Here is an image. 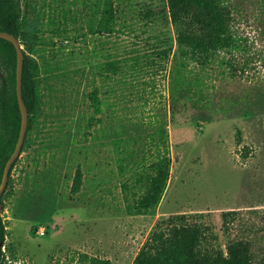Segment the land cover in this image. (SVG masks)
<instances>
[{"label":"rangeland","instance_id":"obj_1","mask_svg":"<svg viewBox=\"0 0 264 264\" xmlns=\"http://www.w3.org/2000/svg\"><path fill=\"white\" fill-rule=\"evenodd\" d=\"M225 2L238 46L202 64L168 0H21L41 103L3 210L8 261L133 264L158 220L201 213L214 245L264 258V0ZM166 135L163 199L133 215L137 171Z\"/></svg>","mask_w":264,"mask_h":264},{"label":"trees","instance_id":"obj_2","mask_svg":"<svg viewBox=\"0 0 264 264\" xmlns=\"http://www.w3.org/2000/svg\"><path fill=\"white\" fill-rule=\"evenodd\" d=\"M172 22L179 31L178 41L183 50L206 64L215 54L238 46L237 37L231 27L232 12L225 0H168ZM105 15L110 23L114 19L112 12ZM25 13L21 0H0V32H9L16 36L25 52L23 73V97L29 112V127L22 152L25 151L29 133L33 129L41 103L39 89L40 68L30 53L34 51L37 41L28 40L25 29ZM37 39V35L34 36ZM0 186L5 166L14 152L19 140L22 114L17 96V51L12 42L0 38ZM117 70V69H115ZM92 107L101 111V101L97 91L89 94ZM241 142V132L237 134ZM152 139L149 163L137 171L136 182L140 184L135 191V203L129 204L127 210L133 215H146L156 209L164 196L170 175L172 158L168 135L158 142ZM248 148L242 153L247 160ZM21 152V153H22ZM20 158V157H19ZM19 158L12 166L8 185L0 200V264H22L6 259L4 246L7 237V224L3 216L6 197L12 182L13 170ZM147 161V162H148ZM79 190L81 177L78 174ZM137 187V186H136ZM236 211L223 213L225 222ZM201 214H173L160 219L155 224L147 241L140 249L133 264H264V258L255 260L249 243L230 242L225 248L216 246L212 240L214 226L207 224ZM95 261L101 262L99 258ZM107 262H102L106 264Z\"/></svg>","mask_w":264,"mask_h":264},{"label":"water","instance_id":"obj_3","mask_svg":"<svg viewBox=\"0 0 264 264\" xmlns=\"http://www.w3.org/2000/svg\"><path fill=\"white\" fill-rule=\"evenodd\" d=\"M0 38L12 42L17 51V96L22 114V125H21L19 140L14 152L12 153L11 157L9 158L5 166L3 180L0 186V200H1L2 195L8 185L12 166L15 163V161L20 157L22 148L26 140L28 127H29V112L23 97V73H24V65H25L24 47L22 46L20 40L9 32H0ZM2 77H3V73L0 69V78Z\"/></svg>","mask_w":264,"mask_h":264}]
</instances>
